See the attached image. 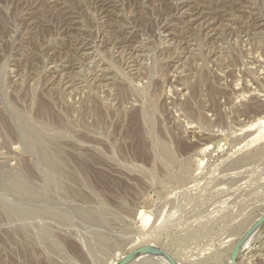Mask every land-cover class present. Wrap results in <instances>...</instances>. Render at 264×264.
<instances>
[{
	"label": "rangeland",
	"instance_id": "obj_1",
	"mask_svg": "<svg viewBox=\"0 0 264 264\" xmlns=\"http://www.w3.org/2000/svg\"><path fill=\"white\" fill-rule=\"evenodd\" d=\"M261 130L264 0H0V264H264Z\"/></svg>",
	"mask_w": 264,
	"mask_h": 264
},
{
	"label": "bare ground",
	"instance_id": "obj_2",
	"mask_svg": "<svg viewBox=\"0 0 264 264\" xmlns=\"http://www.w3.org/2000/svg\"><path fill=\"white\" fill-rule=\"evenodd\" d=\"M262 121V120H261ZM133 129H134V131H135V133H138L139 132V124H138V122H135L134 124H133ZM261 132H264V130L262 131L261 130ZM260 131H259V133H261ZM258 133V134H259ZM260 135V134H259ZM258 136V135H257ZM256 136V137H257ZM259 137H263V139H264V136H263V133H262V136L260 135ZM255 139H257V138H255ZM260 139V138H259ZM259 139H257V140H259ZM262 139V138H261ZM140 214H142V213H140ZM149 218L148 219H146V220H144L145 222L144 223H148L149 222ZM151 221V220H150ZM147 226V225H146ZM161 258V257H160ZM166 258V257H165ZM230 263H231V260L229 261ZM229 263V264H230ZM232 264V263H231Z\"/></svg>",
	"mask_w": 264,
	"mask_h": 264
},
{
	"label": "water",
	"instance_id": "obj_3",
	"mask_svg": "<svg viewBox=\"0 0 264 264\" xmlns=\"http://www.w3.org/2000/svg\"><path fill=\"white\" fill-rule=\"evenodd\" d=\"M238 256H239V247L236 246L233 251H232V254H231V263L232 264H236V261L238 259Z\"/></svg>",
	"mask_w": 264,
	"mask_h": 264
}]
</instances>
